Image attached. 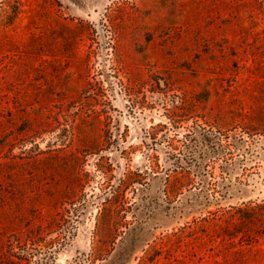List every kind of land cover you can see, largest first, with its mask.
<instances>
[{
  "label": "rangeland",
  "instance_id": "1",
  "mask_svg": "<svg viewBox=\"0 0 264 264\" xmlns=\"http://www.w3.org/2000/svg\"><path fill=\"white\" fill-rule=\"evenodd\" d=\"M0 264H264V0H0Z\"/></svg>",
  "mask_w": 264,
  "mask_h": 264
},
{
  "label": "trees",
  "instance_id": "2",
  "mask_svg": "<svg viewBox=\"0 0 264 264\" xmlns=\"http://www.w3.org/2000/svg\"><path fill=\"white\" fill-rule=\"evenodd\" d=\"M191 138V145L190 143H188V146H185V149H183V151H181L182 153H180L179 155H172V165L182 168L186 167L189 169H192V166L195 165L196 168L193 170V173H195L194 176L197 179L195 178L196 180H194V182L197 185H200L198 188L199 191L204 192V197L206 199H210V195L214 196L215 194L211 193V189L213 186V175L210 174L207 168L209 166L207 162L209 159L211 160L212 157L220 158L221 162H219V167L221 172L223 174H230L233 166L232 162L225 161L224 159L225 155L230 152V149L223 144V133L206 129L202 126H198L197 128H195L194 134ZM230 139H233V143L231 140V144L234 145H236L235 139H237L238 142L241 141V143L246 141L244 138H240V136L235 135L230 136ZM239 149H243V144L239 146ZM188 150L191 155H195L196 152H199V156H195L197 159L196 164H193V160H191L189 164L185 166V159H189L187 158Z\"/></svg>",
  "mask_w": 264,
  "mask_h": 264
},
{
  "label": "water",
  "instance_id": "3",
  "mask_svg": "<svg viewBox=\"0 0 264 264\" xmlns=\"http://www.w3.org/2000/svg\"><path fill=\"white\" fill-rule=\"evenodd\" d=\"M96 32L100 41V69L102 77L110 95L117 102H122V94L108 66V36L99 15L94 18Z\"/></svg>",
  "mask_w": 264,
  "mask_h": 264
}]
</instances>
